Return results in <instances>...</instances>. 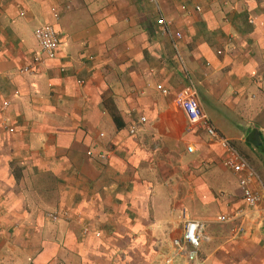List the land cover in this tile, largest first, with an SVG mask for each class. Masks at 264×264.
I'll return each instance as SVG.
<instances>
[{
  "label": "crops",
  "instance_id": "obj_1",
  "mask_svg": "<svg viewBox=\"0 0 264 264\" xmlns=\"http://www.w3.org/2000/svg\"><path fill=\"white\" fill-rule=\"evenodd\" d=\"M43 24L60 48L34 67ZM190 86L257 207L174 107ZM0 225V264H264V0H0Z\"/></svg>",
  "mask_w": 264,
  "mask_h": 264
},
{
  "label": "built area",
  "instance_id": "obj_2",
  "mask_svg": "<svg viewBox=\"0 0 264 264\" xmlns=\"http://www.w3.org/2000/svg\"><path fill=\"white\" fill-rule=\"evenodd\" d=\"M154 1V0H150ZM53 18L58 20V13L55 9L51 10ZM158 24L163 27L164 30L168 29V24L163 18L158 20ZM35 41L37 44V52L34 54L31 65L36 67L43 65L44 63L56 58L58 49L60 48V33L51 24H43L37 28L34 32ZM181 38L180 33L174 34V39L179 40ZM32 67H25L23 72L30 73ZM157 90L162 94H167L168 91L157 85ZM9 101H4L3 108H8ZM173 105L175 108L181 110L186 116L189 124V128H201L203 129L212 142H217L221 148L226 152V157L223 160V166L231 171L235 175L239 188L242 192V200L247 207H257L262 201L263 196L253 189V183L256 179V174L248 164V162L238 153V151L230 144V142L221 136L215 128L212 126L210 120L203 112L199 100L197 99V93L193 86L181 90L173 99ZM145 117H139L136 121H133L128 127V134L134 136L139 129L144 125ZM8 133H13L12 127L5 129ZM188 152H192L193 148L188 147ZM52 220L58 218V213L49 215ZM229 218L221 216L219 222L224 223ZM202 228L203 225L199 221L190 220L187 221L184 228L183 240L190 248L187 250V259L189 262H194L197 258V250L202 240ZM1 230V225H0ZM83 232L88 234L91 228L87 225L83 226ZM96 237L99 233H94ZM170 263V261H168ZM164 263V264H168Z\"/></svg>",
  "mask_w": 264,
  "mask_h": 264
},
{
  "label": "rangeland",
  "instance_id": "obj_3",
  "mask_svg": "<svg viewBox=\"0 0 264 264\" xmlns=\"http://www.w3.org/2000/svg\"><path fill=\"white\" fill-rule=\"evenodd\" d=\"M38 26V25H37ZM35 27V26H34ZM34 27H32L34 29ZM36 29V28H35ZM35 31V30H34ZM33 44V43H32ZM239 153V152H238ZM240 154V153H239ZM241 155V154H240ZM242 156V155H241ZM243 157V156H242ZM256 168V167H255Z\"/></svg>",
  "mask_w": 264,
  "mask_h": 264
}]
</instances>
